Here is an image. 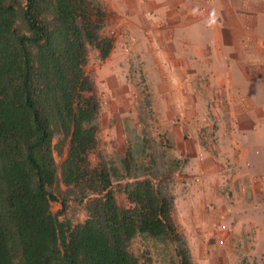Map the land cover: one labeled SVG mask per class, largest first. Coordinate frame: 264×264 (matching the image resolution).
Segmentation results:
<instances>
[{
  "label": "trees",
  "instance_id": "16d2710c",
  "mask_svg": "<svg viewBox=\"0 0 264 264\" xmlns=\"http://www.w3.org/2000/svg\"><path fill=\"white\" fill-rule=\"evenodd\" d=\"M106 19L92 0H0V264H138V236L191 264L167 190L132 177L129 157L127 175L91 161L101 102L87 65L91 50L113 51ZM72 204L84 222L61 219Z\"/></svg>",
  "mask_w": 264,
  "mask_h": 264
},
{
  "label": "rangeland",
  "instance_id": "374dc122",
  "mask_svg": "<svg viewBox=\"0 0 264 264\" xmlns=\"http://www.w3.org/2000/svg\"><path fill=\"white\" fill-rule=\"evenodd\" d=\"M92 1L107 13L103 35L113 39L115 49L106 60L91 50L87 65L101 102L99 146L91 156L93 165L103 159L127 175L124 160L129 157L132 177L154 179L167 190L174 200V219L185 238L191 264H264V185L251 183L255 178L264 179V121L260 130L249 135L247 155L221 166L223 182L216 185L208 178L196 179L192 159L183 154L182 142L172 137L167 109L151 90L144 63L135 59L137 47L125 42L120 33L122 17L110 10L112 4L107 0ZM56 158L60 165L62 158ZM120 185L114 186L116 196L128 207ZM61 209L58 202L52 203L54 213ZM66 218L82 223L87 212L72 204L61 217ZM131 250L138 264H181L177 246L170 242L138 236Z\"/></svg>",
  "mask_w": 264,
  "mask_h": 264
},
{
  "label": "crops",
  "instance_id": "0c3cea01",
  "mask_svg": "<svg viewBox=\"0 0 264 264\" xmlns=\"http://www.w3.org/2000/svg\"><path fill=\"white\" fill-rule=\"evenodd\" d=\"M107 1L196 179L219 185L264 121V0Z\"/></svg>",
  "mask_w": 264,
  "mask_h": 264
}]
</instances>
